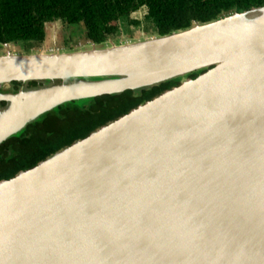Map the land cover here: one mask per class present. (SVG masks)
<instances>
[{"label":"water","instance_id":"1","mask_svg":"<svg viewBox=\"0 0 264 264\" xmlns=\"http://www.w3.org/2000/svg\"><path fill=\"white\" fill-rule=\"evenodd\" d=\"M121 38L0 43V143L58 105L178 81L0 180V264H264V4Z\"/></svg>","mask_w":264,"mask_h":264},{"label":"trees","instance_id":"2","mask_svg":"<svg viewBox=\"0 0 264 264\" xmlns=\"http://www.w3.org/2000/svg\"><path fill=\"white\" fill-rule=\"evenodd\" d=\"M263 4L264 0H0V43L17 44L27 52L43 42L45 23L54 20L80 23L84 40L100 43L117 33L118 19L141 7L145 9L143 31L161 35L186 28L193 21H208L233 9L247 10ZM140 23V19L129 17L130 25L137 27ZM13 84L15 87L18 83ZM177 84L171 79L142 89L137 95L126 89L118 94L97 95L84 106L72 102L47 110L19 135L0 143V180L34 166L57 149Z\"/></svg>","mask_w":264,"mask_h":264},{"label":"rangeland","instance_id":"3","mask_svg":"<svg viewBox=\"0 0 264 264\" xmlns=\"http://www.w3.org/2000/svg\"><path fill=\"white\" fill-rule=\"evenodd\" d=\"M141 14H142V12H139L138 16H141ZM134 15H136V13H133L132 16H134ZM59 24H60L59 21L56 22V23H52V28L57 27V26L59 27ZM64 26H65L64 36H65V32H68L73 37V39H76V40L80 41V42H77V44H75V42H76V40H75L74 44L72 43L70 45L77 46V45L83 44L86 41V40H84V29L82 28L80 23L67 24V25H64ZM125 26H126V28L128 27L126 23H125ZM119 27H120V24H119ZM52 28L50 26V31L48 30L49 35L46 37V40H44V46L47 49L52 48L54 46L53 45L54 43H55L56 46L59 45V44L61 46V42H58L59 40H57V39L55 40V36L53 37V40L51 39ZM123 32H117L112 37L113 42H115V43L119 42L120 37H123V38H121L122 40L123 39L130 40V39L139 38V37L142 36V34H144V35L151 34V31H149V30L148 31H143L142 29H135V30H133V32H127V33H123ZM121 34H122V36H121ZM40 45H38L36 47L38 48ZM12 47H13V51L14 52H22V51H24L23 50L24 48L22 46H20V45L16 44V45H13ZM32 48H35V47H32ZM0 53H2V47H0ZM4 90H7V89H4Z\"/></svg>","mask_w":264,"mask_h":264},{"label":"flooded vegetation","instance_id":"4","mask_svg":"<svg viewBox=\"0 0 264 264\" xmlns=\"http://www.w3.org/2000/svg\"><path fill=\"white\" fill-rule=\"evenodd\" d=\"M144 11H145L144 7H141L138 11L131 12L128 17L122 18L123 20L122 19H118L117 23L120 24V27H119V24H118L117 32H123L124 31L123 33H127V32H133V30H135V29H142L143 30L144 26H145V23H144V20H143ZM139 12H142L141 16H138ZM133 13H136V15L132 16ZM129 17L130 18L134 17V18L140 19L141 20L140 25L137 26V27L130 25L129 24ZM54 21L58 22L59 20H54ZM54 21L45 23L46 37L49 35L48 30L50 31V26L52 28V23ZM59 23H60L59 27L57 26L54 29L55 30L54 31L55 40L56 39L59 40L58 42H61V44H64V45H70L72 43L74 44V41L76 39H73V37L70 35V33L65 32V36H64V30H65V26L64 25H67V24L63 23L62 21H59ZM125 23L128 26L127 28L125 26ZM77 42H80V41L76 40V44H77ZM0 91L4 92V91H8V90H4V89L0 88Z\"/></svg>","mask_w":264,"mask_h":264}]
</instances>
